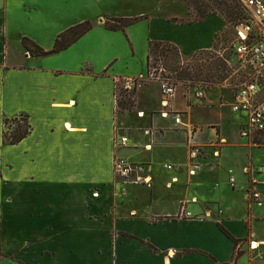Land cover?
Returning a JSON list of instances; mask_svg holds the SVG:
<instances>
[{"label":"crops","instance_id":"crops-1","mask_svg":"<svg viewBox=\"0 0 264 264\" xmlns=\"http://www.w3.org/2000/svg\"><path fill=\"white\" fill-rule=\"evenodd\" d=\"M188 15L184 0H0V264H264V244L249 246L264 243V205L249 201L250 190L264 200V164L255 169L247 152L243 182L224 167L227 120L239 119V136L245 122L230 110L231 91L217 89L212 100V89L191 103L182 95L183 108L171 101L170 111L201 131V167L192 175L187 130L161 117L157 83L139 85L135 109L117 112L118 82L147 77L150 41L184 57L213 48L224 21L173 22ZM106 18L141 20L122 32L106 30ZM84 22L92 29L64 51L36 56L22 45L26 38L49 51ZM201 106L216 107L217 117L192 118ZM224 107L228 118L217 112ZM13 118L30 126L16 145L2 139ZM116 135L128 146L115 149ZM116 156L144 164L150 183L115 182Z\"/></svg>","mask_w":264,"mask_h":264},{"label":"built area","instance_id":"built-area-1","mask_svg":"<svg viewBox=\"0 0 264 264\" xmlns=\"http://www.w3.org/2000/svg\"><path fill=\"white\" fill-rule=\"evenodd\" d=\"M239 2L247 17V24L236 28V38L232 43L233 56L237 65L236 72L240 75V81L235 88H230L232 94L230 110L245 119L240 127V136L249 139L264 156V142L259 138L264 133V0H239ZM133 81H127L126 87L133 88L136 84ZM157 81L162 97L161 117H171L176 126L185 127L187 130L189 173L192 175L201 167L198 160L202 156V146L197 142V135L201 132L200 128L195 125H185L181 113L170 111L171 101L177 91L175 83L171 79H158ZM206 92V87L198 86L194 93V100L197 102L204 100ZM145 134L151 136L149 130L145 131ZM128 143L127 136L116 135L114 138L115 149L125 148ZM212 146L216 147V145ZM149 147L150 145L145 146V149ZM165 168L173 169L171 165H166ZM113 171L115 182L122 187L148 185L151 181L149 177L144 176V164L131 163L121 157H114ZM249 171V168H245L246 174ZM232 173V170H228L230 185L235 187V178ZM249 201L256 206L264 205V200L257 190H250ZM262 244L264 243L249 242L251 250H257Z\"/></svg>","mask_w":264,"mask_h":264},{"label":"rangeland","instance_id":"rangeland-1","mask_svg":"<svg viewBox=\"0 0 264 264\" xmlns=\"http://www.w3.org/2000/svg\"><path fill=\"white\" fill-rule=\"evenodd\" d=\"M230 1V0H229ZM239 1V0H237ZM200 2L203 3L202 0ZM218 0L215 1H206L205 3H209L212 8H219L218 7ZM183 4V3H181ZM185 8V4H184ZM138 23V22H137ZM236 38V32L232 25H228V27L225 28V30L220 34L218 39L216 40L215 44V50L208 52V53H201L198 52L189 56L184 57L180 51V49L173 45L171 47L172 51L175 53V56L173 59L169 60L162 57H153L151 60V67L149 72L147 73L146 84L148 82H155L157 83L158 89H159V80L163 79H171L176 87V95H175V107H181L183 108L185 105L184 98L189 99V103L192 101V97L194 98V93L196 91V88L198 86H201L202 82L198 80H188L185 78V73H191L193 75V68L195 69H202L203 71L211 74V76H214L216 74L215 71H212V68L214 69V66L219 62H224V58H227L228 61L226 62L227 68L226 71L221 74V79H212L213 85L211 87L207 84V92L211 91L212 89H216L215 91H212L209 93L208 97L212 100H216L218 93L217 89H221L224 91L230 90V88H235V86L238 85V82L240 81V75L237 73V65L235 58L233 56V50H232V43L233 40ZM134 82V81H133ZM139 87L138 82L135 84L133 88H127L126 87V81H119L118 86L116 89V98L117 101H121L124 103L126 101H132L135 100V92L136 89ZM183 95V96H182ZM136 105V103H135ZM134 107L131 109L133 111L135 109ZM217 106V105H216ZM216 107L214 109H205L203 106L198 107L194 110L192 113V118L199 119V120H210L212 117H217L216 113ZM118 113H125L121 112L120 109H117ZM130 112V111H129ZM218 114H222L224 117L228 118V107L221 108L220 111H217ZM238 123L239 119H228L227 125L225 128V133L228 136V144L223 152V155H225V163L224 167H232L235 169L237 177L239 178V182H243V175H242V169L244 165L246 164L247 159V152L250 151L251 158L253 165H256V168L259 164H264V156L258 151V149L253 148L251 144L249 145L250 148L246 146V143L243 139L240 138L239 132H238ZM18 124L20 126L25 127L26 121L22 120L21 118H13L10 119L8 123V129L6 130L8 133L12 132V130L16 129ZM252 165H249L250 171L248 172V175L251 177L252 173ZM251 180V179H250ZM252 181V180H251Z\"/></svg>","mask_w":264,"mask_h":264},{"label":"trees","instance_id":"trees-1","mask_svg":"<svg viewBox=\"0 0 264 264\" xmlns=\"http://www.w3.org/2000/svg\"><path fill=\"white\" fill-rule=\"evenodd\" d=\"M184 1L187 3L189 8L188 18L181 21L177 19H173V22H180L183 24H195L201 22L209 15H217L224 21L225 28L228 27V25H232L234 30H236L238 26L247 24L246 23L247 17L243 9L241 8L240 2L237 0H230V1L218 0L219 8H212V6L209 3H205L206 1L209 2L215 0H202L203 3L200 2V0H184ZM140 20L141 18H106L104 27L106 30L124 32L126 27L131 26L139 22ZM91 29H92V24L90 22H84L65 30L63 33L57 36L53 48L49 51H44L42 48H40L35 43H33L32 41L26 38L22 39V45L26 49V51L36 56L50 55L66 50L77 40L83 37L86 33H88ZM221 33L215 36L214 45L210 51H200L198 53L199 54L208 53L215 50L216 40L218 39ZM171 47H173V45L167 42L150 41L148 43V56H147L148 72L152 65L151 60L153 57L154 58L162 57L169 60L174 58L175 53L172 51ZM227 61H228L227 58H224V62L218 61V63L214 66V69L212 68V71L216 72L214 76H211V74L203 71L202 69L197 70L193 68V75L191 73H185V78L188 80H193V79L198 80L202 82L201 86L203 87L207 88V84L209 87H211L213 85L212 79H219V78L221 79V74H223L226 71ZM134 81L136 83L138 82L139 85L146 84L145 78L135 79ZM134 105H135L134 99L132 101L130 100L126 101L125 103L124 101L123 102L117 101V109H120L121 112L131 111ZM21 119L26 121V126L23 127L18 124L17 128L12 130V132L10 133L6 131L8 129L7 126L10 120L6 119L4 121V131L2 132V139L4 143L10 145H16L29 135L30 133L29 124L27 123V120L25 118H21ZM259 138L262 142H264V133H262L259 136ZM218 227L220 231L234 243L235 246H237L238 243L241 242L240 240H236L235 238H233L220 224H218ZM242 242H245V240H243ZM148 247L151 251H155V249L149 244Z\"/></svg>","mask_w":264,"mask_h":264}]
</instances>
